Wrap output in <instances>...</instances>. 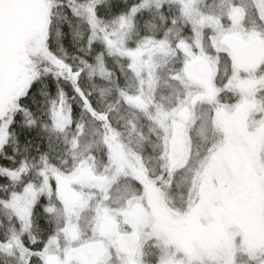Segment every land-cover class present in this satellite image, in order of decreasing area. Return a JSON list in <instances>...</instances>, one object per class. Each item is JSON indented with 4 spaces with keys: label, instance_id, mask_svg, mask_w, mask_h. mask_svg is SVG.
Returning <instances> with one entry per match:
<instances>
[{
    "label": "snow or ice",
    "instance_id": "snow-or-ice-1",
    "mask_svg": "<svg viewBox=\"0 0 264 264\" xmlns=\"http://www.w3.org/2000/svg\"><path fill=\"white\" fill-rule=\"evenodd\" d=\"M0 264H264V0H0Z\"/></svg>",
    "mask_w": 264,
    "mask_h": 264
}]
</instances>
